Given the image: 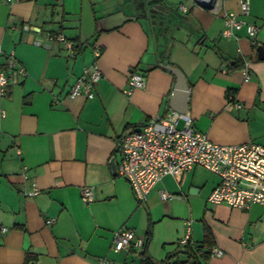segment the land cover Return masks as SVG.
I'll return each mask as SVG.
<instances>
[{
  "label": "crops",
  "instance_id": "obj_1",
  "mask_svg": "<svg viewBox=\"0 0 264 264\" xmlns=\"http://www.w3.org/2000/svg\"><path fill=\"white\" fill-rule=\"evenodd\" d=\"M224 11L239 12V0H0V68L12 54L26 71L0 97V264H141V249L116 250L113 236L129 228L143 237L149 225L154 264H264V205L210 203L215 173L196 166L165 175L139 201L110 164L120 160L125 130L178 101L162 64L183 72L187 112L211 141L264 144V58L256 50L264 0H250L241 15L258 26L255 42L245 27L223 36ZM47 32L76 40L73 55L56 40L34 42ZM93 60L102 73L94 97H69ZM132 71L145 84L125 93ZM83 186L92 201L82 199ZM212 247L222 253L210 255Z\"/></svg>",
  "mask_w": 264,
  "mask_h": 264
},
{
  "label": "built area",
  "instance_id": "obj_2",
  "mask_svg": "<svg viewBox=\"0 0 264 264\" xmlns=\"http://www.w3.org/2000/svg\"><path fill=\"white\" fill-rule=\"evenodd\" d=\"M7 3L17 0H3ZM202 5H215L216 0H193ZM250 0H239V12L224 11V27L222 35L230 37L234 31L245 27L249 38L255 42L258 26L247 22L241 15L249 12ZM184 9V6H180ZM24 28L29 27L24 25ZM63 43L66 54L73 55L74 43L62 33L47 32L42 39H35L38 45L50 41ZM45 41V43H44ZM100 51L94 47V56ZM244 78L250 75L245 64ZM26 73L25 68L10 54L5 64L0 68V97L8 94L12 84L18 82V77ZM102 73L93 60L85 66L67 95L74 97L84 95L94 97V86ZM145 78L142 73L132 71L127 80L125 93H130L135 87H143ZM233 102L231 101V104ZM235 107H240L234 102ZM3 115V111H1ZM120 160L116 164V171L130 184L131 189L139 201L146 199L153 185L165 175H175L196 166L203 167L219 177L218 184L208 195V201L213 204L227 203L232 207L248 209L253 204L264 205V144L258 142H241L235 144H219L211 141L204 132L194 127L193 117L189 112L169 109L162 115H157L142 123L138 127L124 132L117 142ZM37 193L33 187L28 194ZM161 198L175 196L165 190H160ZM81 197L84 201H92L94 192L92 187H81ZM52 222V219L47 220ZM0 226L1 231H5ZM186 233L180 242L188 243ZM132 245L142 248L143 237L137 236L132 229L122 228L113 236V248L116 250L129 249ZM210 255H220L222 250L212 247ZM100 258L95 264H102Z\"/></svg>",
  "mask_w": 264,
  "mask_h": 264
},
{
  "label": "water",
  "instance_id": "obj_3",
  "mask_svg": "<svg viewBox=\"0 0 264 264\" xmlns=\"http://www.w3.org/2000/svg\"><path fill=\"white\" fill-rule=\"evenodd\" d=\"M257 55L259 58H264V45L257 44L256 46ZM164 69L170 71L175 76V84L172 90V98H178V101H170L169 105L172 109L186 112L188 110L187 107V98H188V84L185 79L183 72L176 66L162 64L161 65ZM180 98V100H179ZM110 164L112 167V171L116 173V160L112 158L110 160Z\"/></svg>",
  "mask_w": 264,
  "mask_h": 264
},
{
  "label": "trees",
  "instance_id": "obj_4",
  "mask_svg": "<svg viewBox=\"0 0 264 264\" xmlns=\"http://www.w3.org/2000/svg\"><path fill=\"white\" fill-rule=\"evenodd\" d=\"M77 45L78 44L76 43V40H75L74 50L76 49ZM130 129L132 128H129L125 130L124 132ZM151 235H152V230H151V226L149 225L146 228L145 233L143 235V245H142L141 252H140L141 264H154V262L150 259L149 255L147 254V245H148L149 240L151 239ZM204 236H205V240L208 242L210 238V232L207 229H205ZM194 264H199V263L195 261Z\"/></svg>",
  "mask_w": 264,
  "mask_h": 264
},
{
  "label": "rangeland",
  "instance_id": "obj_5",
  "mask_svg": "<svg viewBox=\"0 0 264 264\" xmlns=\"http://www.w3.org/2000/svg\"><path fill=\"white\" fill-rule=\"evenodd\" d=\"M202 173H203V174H208V175H205V176H208V177H209V176L214 177V174L208 172L207 170L202 169Z\"/></svg>",
  "mask_w": 264,
  "mask_h": 264
}]
</instances>
